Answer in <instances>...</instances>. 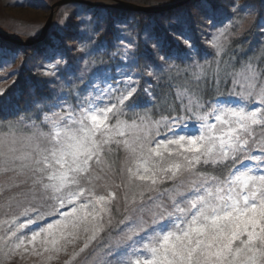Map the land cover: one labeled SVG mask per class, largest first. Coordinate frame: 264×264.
<instances>
[{"label":"snow or ice","instance_id":"1","mask_svg":"<svg viewBox=\"0 0 264 264\" xmlns=\"http://www.w3.org/2000/svg\"><path fill=\"white\" fill-rule=\"evenodd\" d=\"M78 27L39 101L0 89V264H264V24L148 55L130 22Z\"/></svg>","mask_w":264,"mask_h":264},{"label":"trees","instance_id":"2","mask_svg":"<svg viewBox=\"0 0 264 264\" xmlns=\"http://www.w3.org/2000/svg\"><path fill=\"white\" fill-rule=\"evenodd\" d=\"M130 1L141 5H159L148 0ZM226 1L190 0L183 6L154 13L71 2L69 7L72 10L69 11L67 18L54 24L47 35L40 41L20 44L0 37V51L8 54L0 56V64L2 60L7 59L14 53H19L22 56V60L15 69L14 78L5 87L4 91L13 106L19 109H25L33 105L42 96L46 95L49 86L44 83L46 78L38 73L37 68L43 59L54 54L63 55L69 62L75 63L79 55L75 48L81 38V31L78 25H80V19L84 15L93 16V18H98L103 22L105 33H102V36L105 42L114 40L116 34L114 25L117 21L130 22L135 28V32L139 34L141 52L148 55L152 52V42H159L166 50L175 51L177 48H183L182 42L178 39L180 33L191 39L197 47L203 49L205 47V31L200 26V23L206 24L210 15H214L217 25L222 24L225 20L228 22L231 18H234V15H231L232 11L227 9L229 7ZM171 2L173 1H166L162 4ZM252 5L257 10L256 14L260 16L264 13V0H253ZM198 14L201 17H205L200 23H198L197 19ZM258 25L260 24L256 19L252 22L249 29L256 33V26ZM146 36L149 38L147 45L144 43ZM257 38V36L251 37L254 42Z\"/></svg>","mask_w":264,"mask_h":264},{"label":"rangeland","instance_id":"3","mask_svg":"<svg viewBox=\"0 0 264 264\" xmlns=\"http://www.w3.org/2000/svg\"><path fill=\"white\" fill-rule=\"evenodd\" d=\"M55 1L56 0H0V29L22 42L27 41L29 39H34L39 35L41 29L43 28L47 19L51 15L52 13L51 6ZM87 1L102 2L103 0H87ZM124 1H130V0H124ZM148 1L152 3H158L159 5H163L162 3L166 1L177 2L179 0H148ZM252 1L253 0H236L238 4L248 3V5L250 6ZM226 2L229 7L227 9L231 11L230 8L231 0H227ZM185 4H182L181 6ZM69 5L70 3L63 4L55 9V14L53 16V21L50 28L54 24H57L59 20H63L65 19V16L67 17L69 15V11L72 10L70 9ZM256 11L257 10L253 8L252 5L250 9H245L244 11L235 14L232 13L231 15H234V18H231V20L239 25L241 31L248 30L252 25V22L256 19L260 25L264 24V13L259 16L258 14H256L257 13ZM197 19H198V23H200L205 19V17H201L198 14ZM228 22L227 20H225L222 22V24H227ZM206 25H207V21L206 24L200 23V26H202L205 31L204 36L206 32L210 30L206 27ZM52 57L53 56L43 59L40 65L45 64ZM21 60H22V56L19 53H14V56L12 54L7 59L2 60V63L0 64V89L4 90L5 87L11 83L15 75V71H16L15 69L19 65ZM63 259H65V257H61V260ZM12 264H40V261L35 257L25 255L23 258L20 257L15 258Z\"/></svg>","mask_w":264,"mask_h":264},{"label":"water","instance_id":"4","mask_svg":"<svg viewBox=\"0 0 264 264\" xmlns=\"http://www.w3.org/2000/svg\"><path fill=\"white\" fill-rule=\"evenodd\" d=\"M189 0H179L177 2H172L169 4H163V5H141V4H136L130 1H124V0H103L102 2H91L87 0H56L52 6V13L47 19L46 23L44 24L43 28L41 29V32L37 37L34 39H29L27 41H19L18 39L14 38L10 34L4 32L3 30L0 29V37L13 41V42H18L20 44H28L30 42H37L42 40L48 33L49 28L52 24L53 21V16L55 14V9L58 8L59 6L63 4H67L70 2H83V3H90V4H97V5H102V6H107V7H113V8H119L123 10H128V11H136V12H144V13H154V12H160L163 10H168L177 6H181L182 4H185Z\"/></svg>","mask_w":264,"mask_h":264},{"label":"bare ground","instance_id":"5","mask_svg":"<svg viewBox=\"0 0 264 264\" xmlns=\"http://www.w3.org/2000/svg\"><path fill=\"white\" fill-rule=\"evenodd\" d=\"M30 43H34V42H30ZM29 44V43H28Z\"/></svg>","mask_w":264,"mask_h":264}]
</instances>
